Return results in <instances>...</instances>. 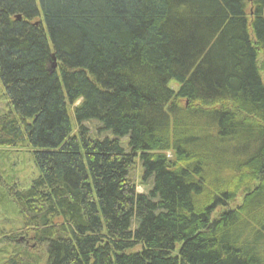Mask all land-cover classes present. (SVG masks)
Returning <instances> with one entry per match:
<instances>
[{
	"label": "trees",
	"instance_id": "obj_1",
	"mask_svg": "<svg viewBox=\"0 0 264 264\" xmlns=\"http://www.w3.org/2000/svg\"><path fill=\"white\" fill-rule=\"evenodd\" d=\"M0 82V147L40 172L0 171L24 243L4 264H264V0H0Z\"/></svg>",
	"mask_w": 264,
	"mask_h": 264
},
{
	"label": "rangeland",
	"instance_id": "obj_2",
	"mask_svg": "<svg viewBox=\"0 0 264 264\" xmlns=\"http://www.w3.org/2000/svg\"><path fill=\"white\" fill-rule=\"evenodd\" d=\"M169 85L174 90H178L179 88V84L175 80L171 81ZM78 103L69 107V113L74 126L73 135H77V128H79L74 119L73 112V108ZM11 108L10 102L6 96L5 87L0 82V114L8 113ZM84 125L88 128L89 135L92 138L104 139L106 137H115L111 131L101 130L102 125L97 120L84 122ZM121 145L126 151H129L128 137L121 138ZM33 152L34 149L29 146L27 142H22L18 146L12 148L0 147V171L8 183L16 184L26 189L39 177L40 172L34 162ZM167 155L169 158H174V153L172 151L167 152ZM130 178L137 185V191L139 193H149L153 188L152 178L147 181L143 179V168L139 158L131 169ZM241 204H243L242 194L234 201L219 207L214 214V218L227 209L238 208ZM21 232L22 220L18 213V209L8 198L6 190L0 188V234H4L0 235V264H4L7 259L21 250L22 245L24 247V243L21 242L23 237L17 239L18 244L9 242V239H7V237H12L14 235L19 237L21 236ZM31 244L30 247L34 248L35 243L32 242ZM39 249L42 250V247ZM136 250H141V246H138ZM46 260L47 259L44 258L41 264H47Z\"/></svg>",
	"mask_w": 264,
	"mask_h": 264
},
{
	"label": "water",
	"instance_id": "obj_3",
	"mask_svg": "<svg viewBox=\"0 0 264 264\" xmlns=\"http://www.w3.org/2000/svg\"><path fill=\"white\" fill-rule=\"evenodd\" d=\"M56 67H57L56 57H55V55H53V62L51 65V70H55Z\"/></svg>",
	"mask_w": 264,
	"mask_h": 264
}]
</instances>
